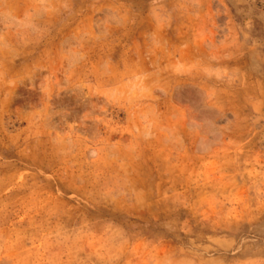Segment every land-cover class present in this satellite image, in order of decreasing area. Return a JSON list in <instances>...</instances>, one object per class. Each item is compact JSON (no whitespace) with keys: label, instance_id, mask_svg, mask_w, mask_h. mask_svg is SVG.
<instances>
[{"label":"rangeland","instance_id":"1","mask_svg":"<svg viewBox=\"0 0 264 264\" xmlns=\"http://www.w3.org/2000/svg\"><path fill=\"white\" fill-rule=\"evenodd\" d=\"M0 264H264V0H0Z\"/></svg>","mask_w":264,"mask_h":264},{"label":"clouds","instance_id":"2","mask_svg":"<svg viewBox=\"0 0 264 264\" xmlns=\"http://www.w3.org/2000/svg\"><path fill=\"white\" fill-rule=\"evenodd\" d=\"M35 16L32 13H26L23 19H18L12 14L7 16L0 14V24H4L6 27H14L17 30H31L33 32L38 31V27L34 22ZM6 41L0 36V47H6Z\"/></svg>","mask_w":264,"mask_h":264}]
</instances>
